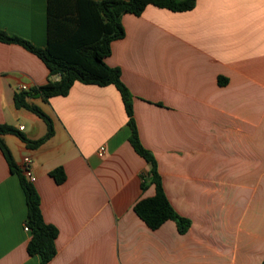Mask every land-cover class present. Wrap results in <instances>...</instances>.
Instances as JSON below:
<instances>
[{"label":"crops","instance_id":"crops-1","mask_svg":"<svg viewBox=\"0 0 264 264\" xmlns=\"http://www.w3.org/2000/svg\"><path fill=\"white\" fill-rule=\"evenodd\" d=\"M120 21L124 36L111 42L105 63L120 71L139 140L170 205L190 224L180 234L173 221L150 230L137 217L135 203L155 189L141 187L150 165L128 142L120 95L75 82L64 97L28 101L52 123L40 146L1 136L18 169L22 157L32 160L42 217L58 231L49 264H261L264 0H196L184 13L147 6ZM0 29L44 48L47 0H0ZM49 79L35 55L0 43V124L42 138L44 121L13 98ZM56 168L62 184L49 175ZM26 213L0 151V264H40L26 251Z\"/></svg>","mask_w":264,"mask_h":264},{"label":"trees","instance_id":"trees-1","mask_svg":"<svg viewBox=\"0 0 264 264\" xmlns=\"http://www.w3.org/2000/svg\"><path fill=\"white\" fill-rule=\"evenodd\" d=\"M195 5L196 0H47V43L44 48L0 29V43L19 45L35 55L48 69L50 78L43 85L28 90L20 89L13 98L16 108L26 109L44 121L47 130L42 138L30 141L15 128L0 124V151L10 172L18 176L25 197V225L30 232L26 251L30 256L38 255L40 264H49L55 256L58 231L44 221L35 187L22 176L1 136L14 135L29 148L40 146L53 135L52 123L46 114L28 101L41 98L47 102L52 97H64L75 82L99 87L111 85L120 95L130 129L128 142L134 152L150 165L141 187L143 189L152 184L155 189L152 197L135 203L133 211L137 217L150 230H157L164 222L173 221L178 233L187 231L189 221L179 216L170 205L162 188L156 161L139 140L133 118L132 95L122 83L120 71L107 66L105 59L110 54L111 42L124 36L120 21L123 15L140 16L147 6L184 13L193 10ZM55 77L58 79L54 80ZM49 175L56 184L65 181L62 168L54 169ZM261 264H264V260Z\"/></svg>","mask_w":264,"mask_h":264},{"label":"built area","instance_id":"built-area-1","mask_svg":"<svg viewBox=\"0 0 264 264\" xmlns=\"http://www.w3.org/2000/svg\"><path fill=\"white\" fill-rule=\"evenodd\" d=\"M21 90H27V88L23 87ZM23 127L19 128V131H21ZM103 151V148H100V152ZM31 163L32 160L28 156H24L21 158L20 165H19V171L22 174V176L28 181L32 182L34 180L32 173H31ZM24 230L29 231L28 227L24 225Z\"/></svg>","mask_w":264,"mask_h":264}]
</instances>
